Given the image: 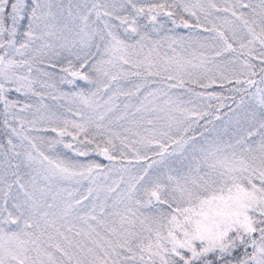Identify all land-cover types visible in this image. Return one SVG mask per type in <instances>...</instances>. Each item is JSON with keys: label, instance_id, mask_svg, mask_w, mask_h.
Here are the masks:
<instances>
[{"label": "snow or ice", "instance_id": "6c2138e0", "mask_svg": "<svg viewBox=\"0 0 264 264\" xmlns=\"http://www.w3.org/2000/svg\"><path fill=\"white\" fill-rule=\"evenodd\" d=\"M0 264H264V0H0Z\"/></svg>", "mask_w": 264, "mask_h": 264}]
</instances>
